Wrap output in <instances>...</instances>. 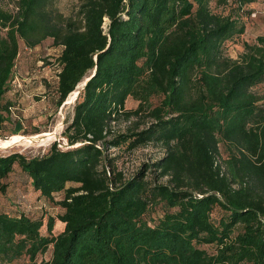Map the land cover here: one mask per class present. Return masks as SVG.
Returning <instances> with one entry per match:
<instances>
[{"label":"trees","instance_id":"1","mask_svg":"<svg viewBox=\"0 0 264 264\" xmlns=\"http://www.w3.org/2000/svg\"><path fill=\"white\" fill-rule=\"evenodd\" d=\"M50 1L0 8V128L18 41L61 48L58 107L87 80L64 142L0 155V191L17 175L36 200L59 196L61 228L0 209V264H264V104L251 90L264 83V35L230 59L223 43L243 23L213 13L210 0H77L72 17ZM120 119L128 124L115 129ZM149 143L162 157L123 178L108 151Z\"/></svg>","mask_w":264,"mask_h":264},{"label":"rangeland","instance_id":"2","mask_svg":"<svg viewBox=\"0 0 264 264\" xmlns=\"http://www.w3.org/2000/svg\"><path fill=\"white\" fill-rule=\"evenodd\" d=\"M14 0H0V8L14 13ZM53 11L58 12L63 17H72L76 10L77 0H51ZM210 10L219 15H229L237 18L243 23L244 32L223 43L224 55L230 59H237L243 52V44L255 43L257 36L264 35V0H252L251 3L240 5L238 0H210ZM240 20V21H239ZM106 23V21H105ZM3 34V30L0 33ZM61 48L53 45L50 38H45L32 48L26 47L22 41H18V55L14 62L11 80L8 89L2 97V113L4 121L0 128V140H12L20 137L39 136L51 133V137L43 142L32 141L21 143L8 148H0V155L16 152L25 157H33L46 152L53 142H64L61 137L65 125L69 121L72 113V106L75 96L68 94L62 104L56 105L57 95L55 93L57 83V73L59 67L56 58L60 54ZM82 83H79L72 92H78ZM252 92L263 97L261 103L264 104V83L253 87ZM158 98L150 99L151 105L158 103ZM260 104V103H259ZM137 102L128 97L124 103L125 110L135 109ZM133 120V119H132ZM127 122L120 119L115 129H122L127 126ZM61 140V141H60ZM25 145V146H24ZM110 156H115L116 170L121 172L123 178L131 177L141 164H151L162 157L163 148L156 143H149L124 152L117 149L108 151ZM218 161L225 158L224 147L218 146ZM154 180V173L147 174ZM13 182L4 191H0V204L5 208H17L26 212H33L53 220L52 234L61 228V224L56 221L61 212V208L55 203L59 196H55V201H44L40 208H33L25 190V180L22 176L11 177ZM158 184L166 183V178L161 177L154 180ZM22 182V183H21ZM24 183V184H23ZM23 187H22V186ZM150 216L155 218L160 214L159 207L156 206ZM44 232V228L41 230ZM202 248L208 249L203 246ZM49 249L37 258L48 261L50 259ZM18 264H29L26 261H19Z\"/></svg>","mask_w":264,"mask_h":264},{"label":"bare ground","instance_id":"3","mask_svg":"<svg viewBox=\"0 0 264 264\" xmlns=\"http://www.w3.org/2000/svg\"><path fill=\"white\" fill-rule=\"evenodd\" d=\"M72 95L75 96L76 92H72ZM51 133L41 134L39 136H32V137H20L12 140H0V148H8L11 146H15L21 143H30L32 141H40L43 142L48 140L51 137ZM52 138V137H51ZM25 146V145H24Z\"/></svg>","mask_w":264,"mask_h":264},{"label":"crops","instance_id":"4","mask_svg":"<svg viewBox=\"0 0 264 264\" xmlns=\"http://www.w3.org/2000/svg\"><path fill=\"white\" fill-rule=\"evenodd\" d=\"M25 192H27L28 199L34 205L33 208L37 209V208H40V207H38V205H40V204L43 205L44 201L43 200H36L35 195L32 192H30L29 190H27ZM10 207L11 206L9 205L8 208H5V206L3 204H0V209L3 210L4 212H10L11 210L17 209V208H10Z\"/></svg>","mask_w":264,"mask_h":264},{"label":"water","instance_id":"5","mask_svg":"<svg viewBox=\"0 0 264 264\" xmlns=\"http://www.w3.org/2000/svg\"><path fill=\"white\" fill-rule=\"evenodd\" d=\"M86 80H87V79H85L84 82H82V86L84 85V83H85ZM82 86H81V87H82ZM77 94H78V92L76 93V96H77ZM76 96H75V97H76Z\"/></svg>","mask_w":264,"mask_h":264}]
</instances>
